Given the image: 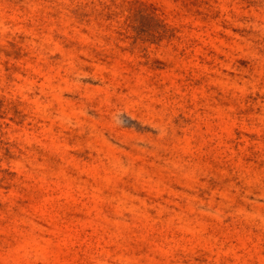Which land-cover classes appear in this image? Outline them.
Here are the masks:
<instances>
[{
	"label": "rangeland",
	"instance_id": "1",
	"mask_svg": "<svg viewBox=\"0 0 264 264\" xmlns=\"http://www.w3.org/2000/svg\"><path fill=\"white\" fill-rule=\"evenodd\" d=\"M0 264H264V0H0Z\"/></svg>",
	"mask_w": 264,
	"mask_h": 264
}]
</instances>
